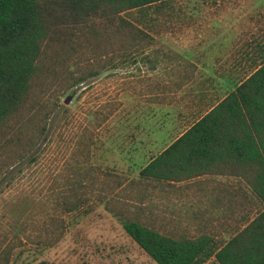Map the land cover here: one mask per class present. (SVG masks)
Wrapping results in <instances>:
<instances>
[{
  "label": "trees",
  "instance_id": "16d2710c",
  "mask_svg": "<svg viewBox=\"0 0 264 264\" xmlns=\"http://www.w3.org/2000/svg\"><path fill=\"white\" fill-rule=\"evenodd\" d=\"M187 10L179 0H0V177L36 159L67 91L106 70L180 62L183 55L163 38L189 25ZM256 47L261 53L242 58L247 67L231 80L234 90L185 135L149 161L118 160L131 185L147 191L162 182L224 176L223 199L211 201L210 214L220 207L224 217L244 211L219 238L160 231L154 211L147 222L122 218L127 235L157 264H264V43ZM88 52L92 67L85 69ZM57 86L51 103L47 96ZM75 177L74 200L63 202L67 214L87 201L79 167Z\"/></svg>",
  "mask_w": 264,
  "mask_h": 264
},
{
  "label": "rangeland",
  "instance_id": "374dc122",
  "mask_svg": "<svg viewBox=\"0 0 264 264\" xmlns=\"http://www.w3.org/2000/svg\"><path fill=\"white\" fill-rule=\"evenodd\" d=\"M179 1L184 7L194 2ZM224 1H229L226 3L231 8L227 12L259 24L258 30L241 38L244 44L254 39L256 44L264 43V0ZM216 9L221 11V5L214 4L211 13ZM183 33L176 29L166 36L172 46H190L191 33ZM90 54L85 56V69L92 67ZM112 55H106L102 62ZM244 55L242 52L240 58ZM158 80L141 63L106 70L60 97L36 159L19 165L4 179L0 177V264L6 260L8 264H157L127 235L121 220L127 217L147 222L153 207L155 226L165 229L163 220H168L169 213L162 206L166 200L160 194L151 195L152 190H145V185H131L133 177L118 160L134 157L149 161L190 125L189 109L185 114L166 116L167 120L153 113L150 103L157 99ZM61 87L49 92L51 103ZM172 89L166 90L173 93ZM183 97L174 101L171 96L165 103L189 102ZM183 106L186 109L187 105ZM78 167L86 184L81 194L87 201L78 211L67 214L63 202L66 197L67 202L74 200L72 187ZM202 205L195 210H203ZM220 210L208 215L205 222L194 221V231L188 235L207 231L219 238L230 225L238 224L244 212L239 208L236 216L224 217ZM184 226L179 225V230Z\"/></svg>",
  "mask_w": 264,
  "mask_h": 264
},
{
  "label": "crops",
  "instance_id": "0c3cea01",
  "mask_svg": "<svg viewBox=\"0 0 264 264\" xmlns=\"http://www.w3.org/2000/svg\"><path fill=\"white\" fill-rule=\"evenodd\" d=\"M220 2L222 3H217L215 0H194L193 7L186 5L187 11H191L190 23L189 25L183 24L182 29L178 30L184 31L183 35L186 32L191 33L190 46L188 44L172 46L167 36L163 38V41L172 46L177 54L183 55V59L173 64L161 62L155 70L145 66L151 75L157 76L159 79L156 84L158 94L155 98L157 99L150 103L153 113L155 115L159 113L166 118V116H174L173 113L185 114V111L189 109V115L192 116L190 125L160 153L185 135L213 109L214 105H217L234 90L231 80L244 72L246 70L244 68L247 67L246 60H242L243 57H254L261 53L257 51L255 39L247 44L241 40L248 32L259 29L257 20L247 21L240 15L234 16L231 12H227L231 9L226 3L229 1L220 0ZM214 4L221 5V11L216 9V12L211 13ZM186 39L188 38L185 37ZM239 47L243 49L241 50ZM245 48L247 50H244ZM242 52L245 55L240 58ZM165 74L167 77L164 76ZM171 86L174 88L171 90L173 93H168L166 89ZM189 86V94L184 98L183 94H186L185 90ZM194 87L195 89H193ZM180 95H182L183 101L188 100L189 102L184 104L180 102L178 105L165 103V100L169 99L168 97H174L175 101ZM183 105H187L186 109ZM160 125V128H163L162 123ZM211 166L220 167L223 165L211 164ZM227 183L224 176L204 175L184 181L162 182L158 189L150 188L151 195L160 194L161 198L166 200L162 208L167 209L166 212L169 214L166 218L168 220H163V226L166 228L160 229V231L193 232L191 227H193L194 221L201 223L204 220L205 222L209 218L208 215H211V201L223 199V188ZM201 202L203 210L197 208L196 211L197 205L201 207ZM153 209L152 207L151 211H154ZM182 224L185 226L182 228L183 230H179V225Z\"/></svg>",
  "mask_w": 264,
  "mask_h": 264
},
{
  "label": "water",
  "instance_id": "95a60500",
  "mask_svg": "<svg viewBox=\"0 0 264 264\" xmlns=\"http://www.w3.org/2000/svg\"><path fill=\"white\" fill-rule=\"evenodd\" d=\"M71 98H67V100L65 101L66 104H68L70 102Z\"/></svg>",
  "mask_w": 264,
  "mask_h": 264
}]
</instances>
